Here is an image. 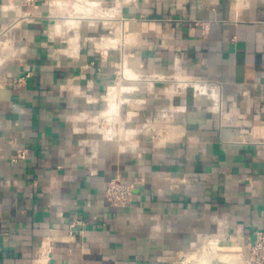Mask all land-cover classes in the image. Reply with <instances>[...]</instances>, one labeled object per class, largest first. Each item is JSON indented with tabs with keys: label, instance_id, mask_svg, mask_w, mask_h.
<instances>
[{
	"label": "crops",
	"instance_id": "1",
	"mask_svg": "<svg viewBox=\"0 0 264 264\" xmlns=\"http://www.w3.org/2000/svg\"><path fill=\"white\" fill-rule=\"evenodd\" d=\"M71 1L0 0V264H248L264 0Z\"/></svg>",
	"mask_w": 264,
	"mask_h": 264
},
{
	"label": "built area",
	"instance_id": "2",
	"mask_svg": "<svg viewBox=\"0 0 264 264\" xmlns=\"http://www.w3.org/2000/svg\"><path fill=\"white\" fill-rule=\"evenodd\" d=\"M29 4H37L46 0H24ZM108 200L115 206H127L133 200V186L122 183L117 178L109 181L107 186ZM83 224L82 220H75L71 224V233H74L76 225ZM49 254V253H48ZM248 264H264V226L255 230L254 240L250 244V256L247 258Z\"/></svg>",
	"mask_w": 264,
	"mask_h": 264
},
{
	"label": "bare ground",
	"instance_id": "3",
	"mask_svg": "<svg viewBox=\"0 0 264 264\" xmlns=\"http://www.w3.org/2000/svg\"><path fill=\"white\" fill-rule=\"evenodd\" d=\"M69 1L70 0H55L54 1V3H55V6H56V10H58V9H62V8H64V9H66L67 7H69L68 6V4H69ZM123 1V0H122ZM129 1V0H128ZM100 2H101V0H100ZM99 2V3H100ZM71 3L73 4V3H75L74 5H75V9H76V12H74L75 13V15H77V16H73V17H75V18H71L72 20H69L68 22L69 23H71V24H73V25H75V26H79L80 25V22L82 23V21L80 20V18L81 17H86V15H87V13H88V11H90V8H92L91 6H93V5H98L99 3L98 2H96V1H94V0H72L71 1ZM53 6V5H52ZM103 6V5H102ZM105 6V5H104ZM94 7V6H93ZM100 7V6H99ZM101 8V7H100ZM102 9V8H101ZM103 10V9H102ZM115 10V9H114ZM120 11V10H119ZM58 12V11H57ZM59 12H61L60 10H59ZM102 13H105V12H102ZM112 13V12H111ZM108 14V13H107ZM106 14V15H107ZM116 16V15H115ZM87 18V17H86ZM107 18V17H106ZM63 20H61L60 22H62ZM66 21V20H65ZM84 21V20H83ZM107 21V20H106ZM60 24V23H59ZM63 24V23H62ZM122 27V26H121ZM71 28V27H70ZM64 29V28H63ZM123 34H121V36H122ZM5 57V56H4ZM4 57H2L1 56V58H4ZM138 83V82H137Z\"/></svg>",
	"mask_w": 264,
	"mask_h": 264
},
{
	"label": "rangeland",
	"instance_id": "4",
	"mask_svg": "<svg viewBox=\"0 0 264 264\" xmlns=\"http://www.w3.org/2000/svg\"><path fill=\"white\" fill-rule=\"evenodd\" d=\"M55 0H53L54 2ZM42 2V1H41ZM25 3L29 4L28 2L25 1ZM64 9V8H63ZM178 77H183L181 74H178Z\"/></svg>",
	"mask_w": 264,
	"mask_h": 264
}]
</instances>
